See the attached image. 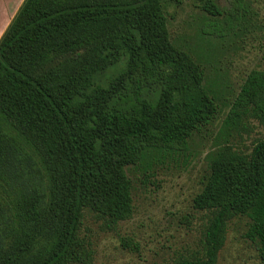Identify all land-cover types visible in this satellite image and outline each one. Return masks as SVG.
I'll list each match as a JSON object with an SVG mask.
<instances>
[{
	"label": "trees",
	"instance_id": "obj_1",
	"mask_svg": "<svg viewBox=\"0 0 264 264\" xmlns=\"http://www.w3.org/2000/svg\"><path fill=\"white\" fill-rule=\"evenodd\" d=\"M255 2L203 0L213 18L201 33L231 35ZM203 79L171 39L162 0H23L0 37V264H89L85 213L128 219L126 168L185 155L217 111ZM242 116L264 123V68L245 76L224 136ZM214 146L192 199L209 214L202 254L171 264H216L239 216L264 264V138L248 151L228 138Z\"/></svg>",
	"mask_w": 264,
	"mask_h": 264
},
{
	"label": "rangeland",
	"instance_id": "obj_2",
	"mask_svg": "<svg viewBox=\"0 0 264 264\" xmlns=\"http://www.w3.org/2000/svg\"><path fill=\"white\" fill-rule=\"evenodd\" d=\"M202 1L162 0V5L171 39L200 62L203 85L214 97L217 111L190 136L184 156L157 160L150 167L126 168L133 203L128 219L109 226L85 213L80 234L92 250L89 264H171L201 255L209 214L193 208L192 199L208 173V152L224 138L245 151L264 138V123L246 116L227 136L222 128L247 73L264 68V0H256L240 28L222 39L201 33L202 24L213 18L202 9ZM214 1L227 4V0ZM248 222L244 216L228 221L216 264H263L256 244L244 236Z\"/></svg>",
	"mask_w": 264,
	"mask_h": 264
},
{
	"label": "crops",
	"instance_id": "obj_3",
	"mask_svg": "<svg viewBox=\"0 0 264 264\" xmlns=\"http://www.w3.org/2000/svg\"><path fill=\"white\" fill-rule=\"evenodd\" d=\"M23 0H0V37Z\"/></svg>",
	"mask_w": 264,
	"mask_h": 264
}]
</instances>
